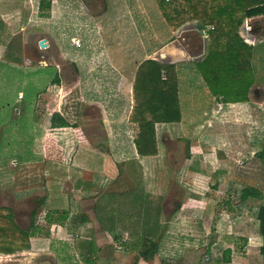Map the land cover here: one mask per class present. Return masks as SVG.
Wrapping results in <instances>:
<instances>
[{"label":"rangeland","instance_id":"374dc122","mask_svg":"<svg viewBox=\"0 0 264 264\" xmlns=\"http://www.w3.org/2000/svg\"><path fill=\"white\" fill-rule=\"evenodd\" d=\"M40 1V4H36L37 2L33 1L31 3L32 9L40 11L36 6L41 5V12H43L45 19L47 15H50V17L52 16V22H58V20L65 22L64 25L56 26V28L54 25H52V28L51 26L47 27V30H50L49 32L43 30L46 38L50 39V41L52 40V45L55 46L56 44V47L58 46L59 48H49V42L46 40L44 42L46 44L44 50L36 42L37 35L31 37V41L29 40L25 45L18 38L15 52L11 51V58L3 57L7 62L5 64H11L14 61L12 59H16L14 63H16L18 70L10 69L9 67L4 71L0 69L3 72L0 73V105L5 106L7 109L0 113V117L4 118L1 120L3 123L0 124V207L11 208L16 224L23 230L35 233V237L32 238L33 246L28 251L17 252L12 255L0 254V264H61V258L64 255H69L71 259L74 256L78 264H84L89 252L81 245L87 244L88 240L89 242L93 241L96 250H98L97 259L93 264L104 262L106 257L113 258L114 256L119 257L123 264H132L136 262L135 258L145 248L140 250L134 248L129 254L127 252L125 255L127 260L122 261L125 248L120 245L121 243H119V246L114 243L123 240L122 234H111L109 237L106 233L99 232L98 228H82L83 230L79 233V237H76V239L71 238V240L69 238V242L66 241L67 244L65 245L63 244L64 241H59L58 239L62 235V227L57 224L49 225L47 223V217L53 213L49 204H58L57 200H52L53 194H51V192L57 190L58 184H60V190L73 199L70 203H77L74 205L72 213L78 215L80 221L89 226L90 221H94L92 219H94L93 209L96 205V198L103 192L106 193L101 199H112L115 202V207L120 209L125 207L132 214L137 209L136 201L134 200H137L140 194L145 195L148 199L156 200V212L158 208L157 216H160L161 210L163 211L162 204L165 203L163 200L171 191L172 181L171 183L169 182V176H166L165 180H156L158 185L152 188L159 187L160 191L150 193L147 192V187H143L149 171L137 167L136 162L130 161L121 166L117 162L115 167L113 166L114 169L110 167L107 160L109 159L108 151L113 149L118 152L119 150V145L114 144V141L119 138L118 135L116 136L118 133L116 129H118L119 133L121 130L126 134L124 139L127 138L128 143L131 145L136 138V131L130 121H128L129 118L125 117L126 113L116 116V118H111L114 113L109 115V113L105 112L103 106L81 103L80 91L77 88L80 86L81 79H79V69L74 61L76 55L82 56L80 52H85V48L80 49L84 43L87 47L89 46L90 52L105 50L104 45L96 46V42L104 39L103 37H98L101 29L99 26L93 25L97 21L92 22L93 24L84 23V25H76L77 27H75L80 9L75 13L67 10L65 12L61 10L56 0ZM115 2L116 0H110V8L108 10L110 12H107L105 16L98 20V25H104L105 28L112 30V22H114L116 24L113 28L114 32L119 27L122 28V32L119 34L124 39L122 43L127 44L128 41L130 43L125 51L115 52L118 55L115 56L114 60L115 63H124L126 66L133 59L132 55H136L139 50H137L138 40H136L134 30L130 28V21L126 17L117 20V11H113L115 9L114 5L118 4V2ZM143 3L156 6L155 0H128L127 9L133 17L139 16L141 18L143 16L142 12L144 10L140 7ZM103 8L105 6L100 8V12L103 11ZM119 10L121 13L126 12L125 8ZM81 11L83 12L82 16H85L82 20L87 22L90 15H87V10ZM142 24L144 23L140 22L138 25L141 30ZM35 27H40V25H34V30L30 31L31 33H34ZM184 27H187V25ZM255 29H257L256 34L263 37V17L254 19V22L247 21L241 28L243 35L247 40L253 41V44L256 41L251 39H257V37L251 38V32L254 34ZM210 30H212V27ZM53 33H55V36ZM143 33H145L147 40V36L149 37L148 29L145 28ZM56 34L57 37L59 36L58 40H56ZM74 34L83 37L84 43L79 37V39L73 40L71 43L70 36ZM103 34L112 43L110 41L114 37L112 32L104 31ZM184 37L185 40L180 39V46L188 52L194 51L193 48L197 46V40H195L197 36L185 35ZM151 40L153 42L158 41L154 37H151ZM77 41L80 42V46L77 45ZM162 41L165 43L164 39ZM124 46L126 45L124 44ZM61 51L68 57L62 56ZM256 51L260 52V55L258 54L260 57L259 66H257L259 78L257 89L251 91L249 103L237 105L239 108L236 110V106H224V104L216 101L218 105L214 104L211 110H207V112H210H206L205 116H203L202 110L199 111L196 102L194 105V110L197 108L195 111L197 112L196 118L201 119L195 120V127L200 131V136L196 138V144L198 142L204 144L205 134L209 136L207 140L209 139V142L212 141L215 146L236 145L237 147L238 153L225 154L229 157L228 159H231L230 166L232 168H228V170L236 172L237 175L234 177L236 178L235 180H225L226 185H223L220 189L222 190L219 193L220 199L225 197L222 201L218 200L221 213H232L227 210L230 208H232L233 212H236V203L240 202L231 198L228 200L227 195L231 191L239 199L243 195L242 191L244 189H250V191L255 189L264 195V44L258 46ZM15 54H17L16 57ZM85 56L86 59H89L86 64L91 68L94 62H90L87 52H85ZM262 56L263 60L261 59ZM136 66L131 67L134 70L132 74L135 73ZM93 68H96V63H94ZM55 73L59 76L60 82L58 84L52 83ZM92 74L90 72L88 76H92ZM115 74L117 75L118 72ZM105 77L106 73L104 72L94 74L93 81L105 82L103 80ZM116 79V82L119 79H124V74L121 73ZM186 80L183 81V84L187 83ZM127 81L130 82V80ZM97 82L96 94L101 97L100 92L102 93V90H100V84L97 85ZM19 87H21L20 92H15ZM20 96H23V98H20ZM14 97L17 99L15 103L13 101ZM202 103L199 100L200 107H204ZM127 106L128 103H126L125 110L130 107V102L129 107ZM114 119L115 122H113ZM27 120H30L31 124ZM113 123L117 128L111 129ZM251 130H253V137L249 133ZM79 142L81 143L79 144ZM81 144L90 149L83 150L80 158L83 156L84 159L87 158L88 161L85 165L88 166L87 164H89V167H93V170H91L93 172L96 171V174L92 171V175L89 173L90 171L79 172L83 171L77 156ZM250 146L258 150L253 155V158H250L252 156L248 154ZM229 150H232V148ZM91 151L94 152L90 153ZM128 152L131 154V158L133 153L135 154V152L131 151L130 146H128ZM84 159L82 158L81 160L83 161ZM238 163L241 165H237ZM228 164L226 165L227 167ZM235 166H239V168H234ZM240 166L242 167L240 168ZM211 167L212 170L219 168L217 162H214ZM166 170L171 169L168 168ZM166 170L164 171L167 172ZM155 173L159 177L156 171ZM135 176H138L137 180H132V183L130 180ZM79 180L91 183L88 191L80 192L78 187ZM113 180H116V185H113ZM201 181L205 182L208 187L204 192H209L210 196L216 194V190L218 191L217 186L213 189L214 185H209L208 180ZM53 182L58 184L52 187ZM137 183H140V185L138 187L134 186ZM178 184H174L177 190L176 196H178L177 193L185 195L180 188L181 184ZM111 188L116 191L125 190L128 195L124 196L116 191L108 193L107 191L111 190ZM43 199H45L44 203ZM250 199L253 200V196ZM212 203L216 204V201ZM34 210H37V215L33 227L31 216ZM151 215L155 218L156 214L152 212ZM253 218L256 219L255 225L258 234H260L258 214ZM115 226L116 224L111 223L108 229L106 228L105 230L112 231ZM213 230L209 235L210 240L215 238L221 241L220 233H216L215 229ZM160 233L159 231L156 234L159 236ZM157 237H153V239L157 240ZM92 238L93 240H91ZM259 239L263 241L260 236ZM99 246H102V248H99ZM205 257L212 259L210 255H205L203 259Z\"/></svg>","mask_w":264,"mask_h":264},{"label":"crops","instance_id":"0c3cea01","mask_svg":"<svg viewBox=\"0 0 264 264\" xmlns=\"http://www.w3.org/2000/svg\"><path fill=\"white\" fill-rule=\"evenodd\" d=\"M33 1H36V4H40L41 2L40 0H0V68L1 66H7L10 69L18 68L16 67V63H14L16 59L12 57V60L14 61H12L11 64H5L7 62L3 58H11V51L15 52L18 38H20V41L25 45L31 37L37 35L36 42H38L39 45L41 41L46 42L47 40V42H49V48L56 47V44L55 46L52 45V40L50 41V39L46 38V34H44L43 30L49 32L50 30H47V27L51 26L52 28V25H54L56 28V26L59 27V25H64L65 22L63 20L52 22V16L50 17V15H47L45 19L43 12H41V5L36 6L40 9V11L38 10L39 12L32 9L33 6L31 3H33ZM56 2L60 5L61 10L65 12L66 10L71 13H75L79 9L80 11L87 10V15H90L88 21L85 22L82 20L85 16L83 17V12L81 11L80 13L79 11L75 27H77L76 25H84V23L93 24L92 22L97 21V23H94L93 25L100 27L101 32H99L98 37L104 38L103 40L96 42V46L100 44L104 45L105 50L93 53L92 51H89V46L87 47V45H85L83 37L75 34L70 36L71 43L73 40L79 38L83 41L84 45L81 46L80 49L85 48V52H87L90 57V62L96 63V68H93L94 63L90 68L86 64L89 59H86L85 52H80L82 56L76 55L74 57L75 65L79 69V79H81L80 86L77 87L80 91L81 103L101 105L109 115L110 113L115 114H112L111 118H116V116L126 113L125 117H128V121H130V115L133 109V85L138 66L144 61L154 60L163 64L176 65L178 69L182 122L178 124L157 125L159 154L155 157L142 158L137 153L135 142H132V145L129 144L127 138L124 139L126 134L121 130L119 133L118 129H116V132H118L116 136L118 135L119 138L114 141V144L119 145V150L118 152L113 149L112 151H108L107 155L109 159L106 158L112 168L113 166L115 167L117 162L121 166L131 161L136 162L137 167H140V169L143 168L145 171H149L143 185V187L145 186L148 188L146 189L147 192L154 193L160 191L159 187L152 188L158 185L156 180H165V177L169 176V182L171 183L172 181L170 186L171 191L163 200L165 201V203L162 204L163 212L158 216V221H156L157 215H155V218L151 215L152 219L155 220L156 224L161 228V233L157 237V240H155L156 243H158V253L156 257L149 260H144L142 257H139V261L136 264H200L205 255L211 256L212 259L210 260V264H264L261 255L263 241L259 239V236L261 237V235L258 234L255 225L256 219L253 218L258 214L259 203L251 199H248V201H239L241 198L239 199L237 195L234 196L231 191L227 195L228 200L231 198L240 202L236 203V212H233L232 208H230L227 210L232 213H221V207L218 205V200L222 201L225 198L220 199L219 195L222 191L220 190L221 187L226 185L225 180L236 179L234 178L237 175L236 172L228 170V168L230 169L232 166H230L231 159H228L229 157L226 156L227 154L229 155V153H238L236 145L215 146L212 141L209 142V139L207 140V137L209 136L205 134L204 144H200L199 142L196 144V138L200 136V131L195 127V120L201 119L196 118L197 112L195 111L197 108L194 110L195 102L199 111L202 110L203 116L210 112H207V110H211L214 104L216 106L218 105L216 99L207 88L204 79L201 77L196 66H194L195 62L200 60V58H203L207 52V37L210 28L199 29L196 23H188L186 24L187 27L183 26L177 32L173 33L165 24L157 5L154 6L147 3L141 4L140 7L143 8L144 12H142L143 16L140 18L139 16L133 17L130 11H128V0H116L118 4L115 2L116 5H114L115 9H113V11H117V20L126 17V19L130 21V28L134 30L136 40H138L137 50H139L136 55H132L133 59L125 66L124 63L117 64L114 60L115 56L118 55L115 52L125 51L127 45L130 43V41H128L127 44L122 43L124 39L119 35L122 32V28L119 27L114 32L113 28L116 25L114 22H112V30L105 28L104 25H98V20L105 16L107 12H110L108 11L110 8V0H101L99 1V5L96 6L92 5L94 0H88V2L86 0H56ZM103 6H105V8L100 12V8ZM122 8H125L126 12L121 13L119 9ZM259 17H263L264 19V15ZM259 17L247 19L246 22H254V19ZM140 22L144 23L141 25L142 30L138 26ZM34 25H40V27H37L38 29L35 27L36 29L34 33H31L30 31L34 30ZM145 28L149 31V37L147 36V40L145 33H143ZM104 31L112 32V36H114L112 37V40H110L112 43H110L107 37L103 34ZM240 33L245 38V42L252 47V67L254 69L255 81L248 93L250 101L251 91L257 89L259 78L257 66H259L260 52L258 53L256 49L258 46L264 44V33H262L263 37H260L256 34L257 29H255L254 34L251 32V38L257 37V39L251 40L256 41L255 43L257 44H253V41L247 40L243 35V30H241ZM53 35L55 36V33H53ZM185 35L197 36L195 37V40H197V46L193 48L194 51L188 52L180 46V39L185 40ZM58 37L56 34V40H58ZM151 37L158 39V41L153 42ZM162 39L165 40V43H163ZM124 44L126 46H124ZM56 48L58 49L59 47L57 46ZM43 49L45 50V48ZM61 55L68 57L63 51H61ZM16 56L17 54H15V57ZM263 56L261 57L262 60ZM134 65L137 66L135 68V73L132 74L134 70H132L131 67ZM90 72L91 74L93 73L92 76H88ZM101 72L106 73V77L103 79L105 82L93 81L94 74ZM117 72L118 74L116 75L115 73ZM121 73L124 74V79H119L118 82H116V78H118ZM185 79H187V83L183 84ZM127 80H130L131 83ZM96 82L97 85L100 84V90H102V93L100 92L101 97L96 94ZM19 92L20 91H18V93ZM13 99L15 103L17 99H15V97ZM199 100L203 102L202 104L204 107H200ZM249 101L246 103H249ZM126 103H128V110H125ZM246 103L224 104V106H236L235 109L238 110L239 107H237V105ZM113 122H115V119ZM115 128L117 127H115L113 123L111 129ZM249 133L251 137H253V130ZM255 135L257 134L255 133ZM80 143L81 142H79V144ZM128 146L131 147L132 152H135V154L133 153L132 158L131 154L128 152ZM231 148L232 150H229ZM86 149L90 148L81 144L77 152L78 160L83 170L79 172L83 173L90 171L89 173L92 175L93 167H89V164H87L88 166L85 165L88 159H84L83 156L82 158L84 160L82 161V158H80L81 152ZM93 152L94 151H91L90 153ZM248 152V154H251L252 156L250 158H253V155L257 153L258 150L253 146H250ZM214 162H217L219 168L212 170L211 166ZM227 163H229L228 167L226 166ZM237 165L241 164L238 163ZM107 166L109 167L108 164ZM241 167L242 166H240V168ZM168 168L171 170L167 171L166 169ZM234 168H239V166H235ZM155 171L159 177L156 176ZM93 173L96 174V171ZM137 177L138 176L131 178L130 181L133 183V181L137 180ZM201 180H208L209 185H214L213 189L217 186L218 191L216 190V194L210 196L209 192H204L208 187L205 182ZM116 183V180H113V185H116ZM178 183L181 184L180 188L184 191L185 195L177 193L178 196H176L177 190L175 185H179ZM55 184L58 183L53 182L52 187H54ZM90 185V182L79 180L78 187L80 192L84 193L85 191H88ZM139 185L140 183L134 184L136 187ZM239 185L241 186V184ZM58 186L59 187L56 191L51 192V194H53L52 200L59 201L58 208L64 209V211L70 210V212H73L74 205L77 203L75 204L74 202V204H71L70 201L73 199L68 197L64 191L60 190V184H58ZM114 191L116 190H112L111 188V190L107 192L110 193ZM116 192H120V194L124 196L128 195L125 190ZM105 193L106 192H103L96 198V205L93 209L94 219H92L94 221H90L89 226L81 225L76 231L77 236H79V233L83 230L82 228L92 229V227H95L96 229L98 228L99 232L106 233L109 237L111 234H122L123 240L114 243L118 246L119 243H121L120 245L125 248V251L123 252L124 258L122 259V261H124L127 260V258H125L127 252L129 254L134 248L139 250L144 248V245L139 241V236H141L142 233L141 222L144 217L143 214L146 210V206L151 208L152 204L156 208V200L148 199L145 195L140 194L137 198V201L139 202L136 206L137 209L133 214L129 209L125 207L120 209L113 204L112 208H114L115 211L106 210V213L109 214V216L112 214L115 216L114 224H116V226L112 231H106L105 229H108L111 223L102 221V217L106 214L102 209L104 207V201H109V198L106 200L101 199ZM110 201H112V199ZM215 201L216 204H213L212 202ZM213 229H215L216 233H220L221 241L215 238L210 240L209 235L214 231ZM61 233L62 235H60L58 239L59 241H64L63 244L66 245V241L69 242L68 239L70 238L71 240V238H73V232L69 231L68 227H62ZM214 235L216 234L214 233ZM100 247L102 248V246H99V248ZM120 260L121 259L116 256L113 258L106 257L104 262L98 264H123ZM61 261V264H78L74 256H72L71 259L69 255H64L61 258ZM132 264H135V262Z\"/></svg>","mask_w":264,"mask_h":264},{"label":"trees","instance_id":"16d2710c","mask_svg":"<svg viewBox=\"0 0 264 264\" xmlns=\"http://www.w3.org/2000/svg\"><path fill=\"white\" fill-rule=\"evenodd\" d=\"M168 29L175 33L188 23H196L199 29L209 30L207 37V52L203 58L195 62L196 68L212 96L220 104H237L249 101L248 93L255 77L252 67V47L245 42L241 28L247 19L264 15V0H155ZM7 66H1L5 70ZM3 73V72H0ZM52 83H59V76L54 74ZM179 73L176 65L163 64L154 60L142 62L136 71L133 85V109L130 123L136 131L134 140L137 153L142 157H155L159 154L157 125L178 124L182 122L181 102L179 97ZM21 87L15 90L20 91ZM5 106L0 105V113ZM4 118L0 117V121ZM31 124L30 120H27ZM3 121L0 122L2 124ZM240 201H246L253 196L258 201V221L260 235L263 239L261 255L264 260V195L253 189H244ZM47 199V198H46ZM136 206L139 203L137 200ZM45 199H43V203ZM59 203V201L57 200ZM113 201H104V213L115 211ZM109 204V207H108ZM53 213L47 217L49 225L57 224L68 227L76 239L77 230L85 223L70 210L58 208L59 204H49ZM150 206V203H149ZM146 206L141 226L139 241L144 249L136 258L149 260L156 257L158 243L153 239L158 236L160 226L153 220L151 213L156 215L159 209L151 204ZM161 212H163L161 210ZM112 214V213H110ZM37 210L32 212L34 227ZM113 214H104L102 221L115 223ZM75 231V232H74ZM137 236V234H136ZM35 233L20 228L9 207H0V254L12 255L28 251L32 248V238ZM92 240V239H91ZM90 240V241H91ZM89 252L84 264H93L97 259L98 250L94 242L89 240L81 245Z\"/></svg>","mask_w":264,"mask_h":264},{"label":"built area","instance_id":"2783aa9c","mask_svg":"<svg viewBox=\"0 0 264 264\" xmlns=\"http://www.w3.org/2000/svg\"><path fill=\"white\" fill-rule=\"evenodd\" d=\"M212 30H213V28H212ZM74 41H76V40H74ZM77 45L80 46L79 41H77ZM20 98H23V96H20ZM200 264H210V257H205Z\"/></svg>","mask_w":264,"mask_h":264},{"label":"flooded vegetation","instance_id":"af4514ba","mask_svg":"<svg viewBox=\"0 0 264 264\" xmlns=\"http://www.w3.org/2000/svg\"><path fill=\"white\" fill-rule=\"evenodd\" d=\"M86 1L88 2V0H86ZM99 1H100V0H94V2H93L92 5H93V6L99 5ZM252 33H253V32H252Z\"/></svg>","mask_w":264,"mask_h":264},{"label":"water","instance_id":"95a60500","mask_svg":"<svg viewBox=\"0 0 264 264\" xmlns=\"http://www.w3.org/2000/svg\"><path fill=\"white\" fill-rule=\"evenodd\" d=\"M40 46H41V48H45L46 47V45L44 44V41L40 42Z\"/></svg>","mask_w":264,"mask_h":264}]
</instances>
